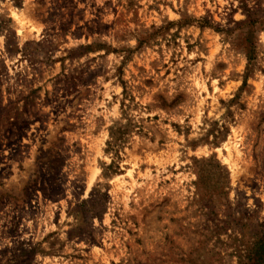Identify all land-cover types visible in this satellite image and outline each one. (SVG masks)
<instances>
[{"label":"rangeland","instance_id":"rangeland-1","mask_svg":"<svg viewBox=\"0 0 264 264\" xmlns=\"http://www.w3.org/2000/svg\"><path fill=\"white\" fill-rule=\"evenodd\" d=\"M263 237L264 0H0V264H264Z\"/></svg>","mask_w":264,"mask_h":264},{"label":"trees","instance_id":"trees-1","mask_svg":"<svg viewBox=\"0 0 264 264\" xmlns=\"http://www.w3.org/2000/svg\"><path fill=\"white\" fill-rule=\"evenodd\" d=\"M250 58L251 57H249V59ZM258 245H259L261 251H259L258 256H257V258H255V260L258 263H262L264 261V237L257 242V246Z\"/></svg>","mask_w":264,"mask_h":264}]
</instances>
